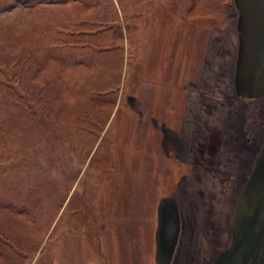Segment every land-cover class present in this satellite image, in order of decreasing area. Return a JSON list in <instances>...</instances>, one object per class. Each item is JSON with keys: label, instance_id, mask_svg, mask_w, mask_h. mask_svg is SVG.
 <instances>
[{"label": "rangeland", "instance_id": "obj_1", "mask_svg": "<svg viewBox=\"0 0 264 264\" xmlns=\"http://www.w3.org/2000/svg\"><path fill=\"white\" fill-rule=\"evenodd\" d=\"M233 0H0V264H211L264 144Z\"/></svg>", "mask_w": 264, "mask_h": 264}, {"label": "water", "instance_id": "obj_2", "mask_svg": "<svg viewBox=\"0 0 264 264\" xmlns=\"http://www.w3.org/2000/svg\"><path fill=\"white\" fill-rule=\"evenodd\" d=\"M237 13L238 49L234 88L245 100H264V0H233ZM156 264L170 263L180 231L174 199L157 209ZM211 264H264V144L241 188L235 206L231 242Z\"/></svg>", "mask_w": 264, "mask_h": 264}, {"label": "flooded vegetation", "instance_id": "obj_3", "mask_svg": "<svg viewBox=\"0 0 264 264\" xmlns=\"http://www.w3.org/2000/svg\"><path fill=\"white\" fill-rule=\"evenodd\" d=\"M242 100H245V99H242Z\"/></svg>", "mask_w": 264, "mask_h": 264}]
</instances>
